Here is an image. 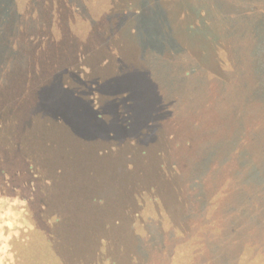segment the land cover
<instances>
[{
	"label": "rangeland",
	"instance_id": "1",
	"mask_svg": "<svg viewBox=\"0 0 264 264\" xmlns=\"http://www.w3.org/2000/svg\"><path fill=\"white\" fill-rule=\"evenodd\" d=\"M182 8L169 0H0V133L30 130L27 156L42 160L47 181L24 174L20 162L6 165L15 204L37 228L24 243L26 234L3 229L9 209L0 214V264H169L154 259L145 229L136 227L148 218L158 234L195 230V244L211 238L218 246L226 228L230 250L247 241L252 209L264 200V190L249 187V153L263 155L264 134L250 145V129L236 127L233 140H219L229 120L197 115L199 97L193 102L186 89L200 73L184 71L201 52L183 47ZM175 101L193 110L191 119L215 121L214 136L189 148L193 120L179 118L172 139L166 126ZM148 186L158 197L151 205L140 197ZM3 241L14 242L12 262Z\"/></svg>",
	"mask_w": 264,
	"mask_h": 264
},
{
	"label": "trees",
	"instance_id": "2",
	"mask_svg": "<svg viewBox=\"0 0 264 264\" xmlns=\"http://www.w3.org/2000/svg\"><path fill=\"white\" fill-rule=\"evenodd\" d=\"M169 1L171 8L184 7L178 9L184 11L186 15L183 23L187 34L183 38L184 49L188 51L195 45H200L199 58L192 60L184 71L187 75H192L198 71L200 73L198 79L190 80L192 84L187 86L186 89L190 92L187 95L191 99L193 98V102L196 103V98L199 97L201 111L199 113L196 111L197 115L203 114L204 116L209 111L215 115V118L218 116L229 120L228 127L219 140L225 138L233 140L236 127L250 129L251 135L248 139L251 145V141L256 140L259 132L264 134V0H256V3L252 5H250L252 0ZM180 2L181 5H179ZM244 6L245 9H243ZM256 6H258V11L254 13V9H257ZM129 9L131 8L121 9L119 11L120 16L127 17ZM140 16V13H136L135 17ZM176 39H179L178 36ZM175 46L179 47V45ZM234 96L237 97L235 103L233 102ZM226 106H229V108ZM191 112L193 110L187 112L175 101L173 107L168 109L169 120L172 124L166 126V131L169 132L168 135L172 139L176 140L180 136L179 127L176 126L177 120L179 118L183 121L187 118L189 121L193 120L189 123L191 128H187L185 134L188 147L192 149L197 138H212L214 136L213 131H216V128L215 121L211 119L201 120L203 116L199 120H196V118L191 119L189 115ZM15 120V124L19 125H22L24 121L18 117ZM259 122H261L260 125ZM251 123L256 124L250 126ZM16 127L12 126L11 129L7 128L6 131H2V134L0 133V172L3 176V183H0V188L6 193L3 194L0 191V214L9 209L7 217L3 215V229L6 228L8 231L11 229L26 234L24 238V243H26L29 241L32 232L37 228V222L31 220V217L35 219L34 215H26L27 212H23V208H19L15 204V200H17L13 195L16 192L14 191L15 187L7 185L13 183V177L9 174L11 171L8 170V163L20 162L17 164L23 165L24 174L30 175L32 179H42L37 182L43 184L47 181L44 177L45 174L39 169L42 160L37 156H27L26 150L30 144L27 143V140L23 141V138L30 136V130H26L27 127L25 129L23 125L20 129V134L23 137L18 138L20 134L15 132ZM182 128H186L184 123ZM238 138L242 140L243 135H239ZM216 145L208 151L211 160H214L213 153H215ZM32 146L34 147V145H31L30 148ZM9 149L13 153L7 152ZM259 150L261 149L258 148L257 151L253 152L250 150L247 175L249 187L261 192L264 190V151L261 155ZM14 156L18 157L11 159ZM184 163H181L183 167L185 166ZM36 171L38 172L36 173ZM178 175L179 173H176L175 177ZM144 181L149 183L148 180ZM29 182H27L28 185ZM4 185L9 187L10 194L2 187ZM189 187L192 192H195V181L189 182ZM140 197L144 199L145 204L148 203L149 205L158 200L153 186L141 190ZM259 199L258 196L252 197L257 206ZM5 203H8V206ZM2 205H5V207L2 208ZM258 207L261 208L252 209V215L249 214L251 216L249 218L248 239L242 246H238L235 249L236 251L230 250L226 246L227 239L233 235L230 228L221 231L217 246L213 244L211 238H206L195 244L197 243L194 237L196 236L195 230L187 231L184 234L178 231L176 235L152 232L151 226L147 224L150 218L146 219L145 222L140 220L136 227L139 226L145 229L148 236L147 242L151 244L150 252L154 259L165 257L168 259L169 264H264V200L263 204ZM147 209L143 206L141 211L145 210V213H147ZM127 231H124V233ZM130 233L127 232V235ZM179 236H181L182 242L174 245L173 240L178 239ZM154 240H156L157 245H155ZM13 243V241H3L1 243L5 250L11 252V254L9 253L11 256L9 261L11 262L13 261L12 253H14L11 250ZM161 243L166 245L163 246ZM111 264L116 263L113 261Z\"/></svg>",
	"mask_w": 264,
	"mask_h": 264
},
{
	"label": "flooded vegetation",
	"instance_id": "3",
	"mask_svg": "<svg viewBox=\"0 0 264 264\" xmlns=\"http://www.w3.org/2000/svg\"><path fill=\"white\" fill-rule=\"evenodd\" d=\"M27 215V213H25Z\"/></svg>",
	"mask_w": 264,
	"mask_h": 264
}]
</instances>
